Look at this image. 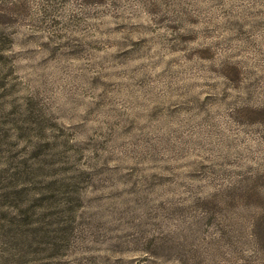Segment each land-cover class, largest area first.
Returning a JSON list of instances; mask_svg holds the SVG:
<instances>
[{
  "label": "rangeland",
  "instance_id": "1",
  "mask_svg": "<svg viewBox=\"0 0 264 264\" xmlns=\"http://www.w3.org/2000/svg\"><path fill=\"white\" fill-rule=\"evenodd\" d=\"M0 264H264V0H0Z\"/></svg>",
  "mask_w": 264,
  "mask_h": 264
}]
</instances>
